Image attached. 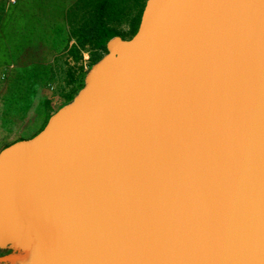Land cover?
<instances>
[{"label": "water", "instance_id": "water-1", "mask_svg": "<svg viewBox=\"0 0 264 264\" xmlns=\"http://www.w3.org/2000/svg\"><path fill=\"white\" fill-rule=\"evenodd\" d=\"M0 264H264V0H147L78 94L0 151Z\"/></svg>", "mask_w": 264, "mask_h": 264}, {"label": "rangeland", "instance_id": "rangeland-1", "mask_svg": "<svg viewBox=\"0 0 264 264\" xmlns=\"http://www.w3.org/2000/svg\"><path fill=\"white\" fill-rule=\"evenodd\" d=\"M10 1L0 22L3 59L8 65L0 77V142L5 147L43 129L50 117L83 88L88 71L99 60L97 54L103 52L96 47L98 25L93 29L91 20L83 13L79 20L69 23V32L63 34L57 45L41 46L37 24L31 19L43 6ZM146 1L120 18H102L100 27H107L115 36L132 37L133 23L143 13ZM53 38H57L55 33ZM86 39L91 42L82 45ZM67 43L69 48L62 52Z\"/></svg>", "mask_w": 264, "mask_h": 264}, {"label": "crops", "instance_id": "crops-1", "mask_svg": "<svg viewBox=\"0 0 264 264\" xmlns=\"http://www.w3.org/2000/svg\"><path fill=\"white\" fill-rule=\"evenodd\" d=\"M80 0H36L33 2H30L29 0H21V4L24 3L29 4H37L39 6H43L40 13L35 17L32 18L31 21H34L37 24L38 31V40L40 41L41 46H48L51 45H57L60 40H63L61 37L63 34H66L69 27V23L71 24L74 22V20H79L81 17H74L73 7L79 2ZM11 3L10 0H0V22L3 20V16H5L6 6H8ZM62 7L58 10V8L52 9L51 7ZM72 10V11H71ZM70 14L72 17L70 18ZM88 19V17H86ZM59 25V27L57 26ZM55 28V29H54ZM54 29V30H53ZM69 32V31H68ZM55 33L57 38L52 39V34ZM72 43V41L70 42ZM69 48V45H65L62 48V52H65V50ZM64 50V51H63ZM61 51V50H60ZM3 54H5L3 49V42L0 39V77L3 71H7L8 65L3 59ZM42 129L37 131L35 134L29 136L33 137L37 133H39ZM2 142H0V151L4 148Z\"/></svg>", "mask_w": 264, "mask_h": 264}, {"label": "trees", "instance_id": "trees-1", "mask_svg": "<svg viewBox=\"0 0 264 264\" xmlns=\"http://www.w3.org/2000/svg\"><path fill=\"white\" fill-rule=\"evenodd\" d=\"M79 1L72 9L74 12V17L80 16L82 13L89 17V21L91 20V24L94 25L93 29L98 25V28L100 29V35L95 37L97 39V50L103 51L102 53H98L96 59H100L104 54L107 53V42L115 36L114 33H111L110 30L103 26L100 27L99 23L100 20L102 21V18H110V19H116L120 18L121 15L129 13L133 7H136L142 3L143 0H84ZM83 3V4H82ZM144 9V5L142 8V12ZM72 11V10H71ZM142 15V14H141ZM141 15L137 20L133 23V35L137 32ZM92 29V30H93ZM86 42H91V39L84 40L82 42V45H84ZM4 252V251H2ZM5 253V252H4Z\"/></svg>", "mask_w": 264, "mask_h": 264}, {"label": "flooded vegetation", "instance_id": "flooded-vegetation-1", "mask_svg": "<svg viewBox=\"0 0 264 264\" xmlns=\"http://www.w3.org/2000/svg\"><path fill=\"white\" fill-rule=\"evenodd\" d=\"M3 254H5L4 252H0V255H3Z\"/></svg>", "mask_w": 264, "mask_h": 264}]
</instances>
